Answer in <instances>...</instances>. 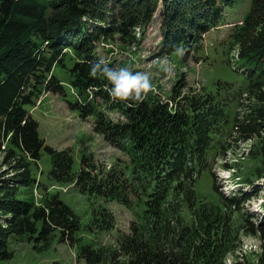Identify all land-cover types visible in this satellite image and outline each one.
Masks as SVG:
<instances>
[{"label":"trees","instance_id":"trees-1","mask_svg":"<svg viewBox=\"0 0 264 264\" xmlns=\"http://www.w3.org/2000/svg\"><path fill=\"white\" fill-rule=\"evenodd\" d=\"M241 1L0 0V153L13 172L0 175V264L14 255L16 241L35 240L43 249L57 233L70 244L78 240L80 217L34 174L43 149L52 159L51 180L127 207L143 205L139 221L118 235L122 248L79 245L86 264H225L226 255L241 246L242 233L264 238V216L257 228V216L243 208L251 199L245 192L223 198L214 184L207 199L196 190L198 177L211 172L210 154L225 147L227 133L256 138L254 167L235 176L246 183L264 179V22L257 20L262 12L255 17L258 0L229 33L228 48L239 46L242 86L220 81L224 92L199 90L180 80L167 97L152 88L141 101L119 100L109 95L111 85L102 74H89L90 64L102 58L99 43H139L138 28L145 33L156 13L164 30L160 53L200 51L204 34L226 23V9ZM68 90L75 100L67 99ZM48 92L63 96L82 118L94 115V132L125 151L129 162L107 169L91 153L76 170L71 149L46 144L28 109ZM246 92L255 102L247 103L252 110L240 119L233 109ZM114 109L122 118L109 114ZM114 221L109 208L94 209L92 225L106 230ZM258 264H264L263 255Z\"/></svg>","mask_w":264,"mask_h":264},{"label":"rangeland","instance_id":"rangeland-1","mask_svg":"<svg viewBox=\"0 0 264 264\" xmlns=\"http://www.w3.org/2000/svg\"><path fill=\"white\" fill-rule=\"evenodd\" d=\"M253 6V0H242L226 9L228 13L226 23L212 28L204 34L202 48L200 51H181L172 53H160L164 30L160 26V15L155 14V19L148 25L145 33L138 28L137 35L140 37L139 43L122 44L119 41H109L98 44L100 56L109 60L112 59L118 65L130 66L132 70L144 72L149 75L153 88L162 93L165 97L175 83L184 80L187 86L194 89H203L221 92L225 89L218 84L220 81L233 83V88L242 86L246 82V77L240 71L241 63L237 59L239 46L236 49L228 48L229 33L236 22H241L244 13H249ZM258 11L255 17L258 21L264 22V7L261 1L255 2ZM160 12V10L158 11ZM236 16L237 18H233ZM264 28V26H263ZM253 29L256 34L260 31L259 24H255ZM58 73L65 78L62 68H58ZM187 87L184 88L186 91ZM244 98L239 101V107L233 109V113L238 114L240 119L252 110L247 103L255 102L248 97L246 92ZM38 104L28 105L33 117L39 121V132L46 144L59 150L71 149L75 158V169L81 167L84 156L94 154L95 161L101 167L114 165L116 162L128 163V154L108 144L103 136L94 132L93 122L95 116L88 119L81 117L78 110L69 107L68 101L61 95L48 92L44 93ZM68 100H75L74 94L68 90ZM258 106V104H256ZM109 114L120 119L121 113L114 109L108 110ZM264 136V131L262 132ZM261 138V137H260ZM227 140L219 155L211 153L209 156L211 172L203 171L196 182V190L206 198H212L214 184L217 186V193L223 198H228L239 190L245 192L251 198L243 207L249 214L257 216L253 223L258 228L261 226L264 216V179H256L252 183L241 182L243 178L234 177L232 172L248 173L254 167L252 161L254 144L256 138L251 140H241L227 133ZM229 141V142H228ZM4 153H0V175L9 177L12 175V166L5 164ZM52 168L50 154L43 149L41 158L33 165L34 174L41 182L49 188L51 193H59L61 198L72 207L74 212L80 217L81 229L78 231V240L74 244L61 240L60 233H57L47 248L40 249L39 243L35 240L16 241L12 244L14 255L1 264H86L80 256L79 245L83 244H112L122 248L123 244L118 240V235L122 232L130 231V224L135 220L139 221L138 213L142 212L143 205L135 204L127 207L117 200L105 201L101 197L84 193L74 183L61 184L49 178V171ZM107 169H109L107 167ZM255 179V177H254ZM240 182V183H237ZM22 191H28L22 188ZM41 191V190H40ZM29 195L33 196L32 191ZM37 198L41 193L34 190ZM105 206L113 211L115 221L111 228L102 230L96 224L92 225L93 211L99 206ZM186 210H184L185 212ZM241 246L234 252H230L225 257V264H258L259 257H264V238L260 235L242 233Z\"/></svg>","mask_w":264,"mask_h":264},{"label":"clouds","instance_id":"clouds-1","mask_svg":"<svg viewBox=\"0 0 264 264\" xmlns=\"http://www.w3.org/2000/svg\"><path fill=\"white\" fill-rule=\"evenodd\" d=\"M89 74H102L110 82L109 95L119 100L141 101L153 88L147 73L134 71L130 66H109L103 58L90 64Z\"/></svg>","mask_w":264,"mask_h":264}]
</instances>
